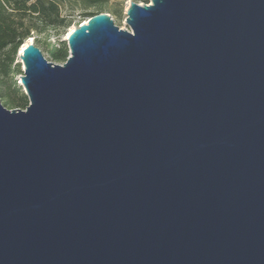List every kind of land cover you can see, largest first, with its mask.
<instances>
[{"label": "water", "instance_id": "1", "mask_svg": "<svg viewBox=\"0 0 264 264\" xmlns=\"http://www.w3.org/2000/svg\"><path fill=\"white\" fill-rule=\"evenodd\" d=\"M82 21L0 101V264H264V0Z\"/></svg>", "mask_w": 264, "mask_h": 264}, {"label": "trees", "instance_id": "2", "mask_svg": "<svg viewBox=\"0 0 264 264\" xmlns=\"http://www.w3.org/2000/svg\"><path fill=\"white\" fill-rule=\"evenodd\" d=\"M95 14L97 13L81 16L89 17ZM74 20L73 15L61 16L60 3L56 0H0V75L10 73V64L20 46L29 37L35 38V44L45 45L50 60L64 62L69 50L65 39L60 40V37L65 36L68 29L74 25ZM40 35H45L47 39L54 37L55 41H41ZM13 85L11 88L4 83L0 84V101L7 103L10 109H25L28 97L19 84ZM16 92H20V96L16 97Z\"/></svg>", "mask_w": 264, "mask_h": 264}, {"label": "rangeland", "instance_id": "3", "mask_svg": "<svg viewBox=\"0 0 264 264\" xmlns=\"http://www.w3.org/2000/svg\"><path fill=\"white\" fill-rule=\"evenodd\" d=\"M56 1L60 3L61 16H69V15L74 16L75 18L74 25L71 27L76 26L77 23H79L80 19L83 20L87 18V16L82 17L81 16L82 14L86 15L88 13H100V12L108 14L113 19L115 25L122 27L126 20V9L128 8L129 2L131 1H135L138 3L145 2L143 0H56ZM82 20L80 23L83 22ZM67 34L68 33H66L65 36L62 35L60 37V40L66 39ZM31 38L33 39L32 42H35V38L34 37H31ZM39 39L41 41H46V42L51 41L52 43L55 41L54 37H50L49 39H47L45 35H40ZM27 41L28 39H26L24 43H26ZM36 45L40 48L45 58L50 60V57H49V54L47 53L45 45L37 44V43ZM66 45H67V42H66ZM2 57H4V55H2ZM54 62L58 64H62L63 61H54ZM10 65H11L10 73L4 76L0 75V84L4 83L6 85H9L11 88L14 87L13 85L14 83L19 84L21 86L19 76L23 74V65H22L21 60L18 57V51H17V54L13 62ZM20 89H22V87H20ZM15 96L16 97L20 96V92L19 93L16 92ZM1 103L5 107L10 109V106L7 105V103H5L4 101H1Z\"/></svg>", "mask_w": 264, "mask_h": 264}, {"label": "bare ground", "instance_id": "4", "mask_svg": "<svg viewBox=\"0 0 264 264\" xmlns=\"http://www.w3.org/2000/svg\"><path fill=\"white\" fill-rule=\"evenodd\" d=\"M72 29H73V27H70V28H69V30H68V32H67L68 34H67V36H66V39H67L69 33L72 31ZM121 29H126V20H125L123 26L121 27ZM66 39H65V40H66ZM32 40H33V39H32L31 37H29L28 41H27L26 43H24V44L21 46V49H22L25 45H27L28 43L32 42ZM21 49H20L19 54L21 53ZM21 85H22V84H21Z\"/></svg>", "mask_w": 264, "mask_h": 264}, {"label": "built area", "instance_id": "5", "mask_svg": "<svg viewBox=\"0 0 264 264\" xmlns=\"http://www.w3.org/2000/svg\"><path fill=\"white\" fill-rule=\"evenodd\" d=\"M119 28H121V27H119Z\"/></svg>", "mask_w": 264, "mask_h": 264}]
</instances>
